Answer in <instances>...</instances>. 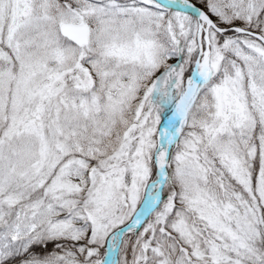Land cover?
Returning a JSON list of instances; mask_svg holds the SVG:
<instances>
[{
  "label": "snow or ice",
  "instance_id": "1",
  "mask_svg": "<svg viewBox=\"0 0 264 264\" xmlns=\"http://www.w3.org/2000/svg\"><path fill=\"white\" fill-rule=\"evenodd\" d=\"M0 264H264V0H0Z\"/></svg>",
  "mask_w": 264,
  "mask_h": 264
},
{
  "label": "rangeland",
  "instance_id": "2",
  "mask_svg": "<svg viewBox=\"0 0 264 264\" xmlns=\"http://www.w3.org/2000/svg\"><path fill=\"white\" fill-rule=\"evenodd\" d=\"M193 3H197V0H192ZM197 6H199V4H197ZM39 251V250H38Z\"/></svg>",
  "mask_w": 264,
  "mask_h": 264
},
{
  "label": "trees",
  "instance_id": "3",
  "mask_svg": "<svg viewBox=\"0 0 264 264\" xmlns=\"http://www.w3.org/2000/svg\"><path fill=\"white\" fill-rule=\"evenodd\" d=\"M51 247V246H50Z\"/></svg>",
  "mask_w": 264,
  "mask_h": 264
}]
</instances>
